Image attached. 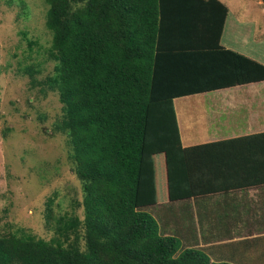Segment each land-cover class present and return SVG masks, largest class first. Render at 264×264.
<instances>
[{
	"label": "trees",
	"instance_id": "trees-1",
	"mask_svg": "<svg viewBox=\"0 0 264 264\" xmlns=\"http://www.w3.org/2000/svg\"><path fill=\"white\" fill-rule=\"evenodd\" d=\"M45 2L54 72L42 81L38 70L26 72L33 87L59 94L64 114L54 131L69 138L84 218H56L50 200L51 240L0 226V264H264V237L201 247L192 214L182 213L188 224L171 230L167 211L160 222L146 210L264 184V134L184 147L174 106L177 98L264 80L263 64L221 46L228 7Z\"/></svg>",
	"mask_w": 264,
	"mask_h": 264
},
{
	"label": "rangeland",
	"instance_id": "rangeland-1",
	"mask_svg": "<svg viewBox=\"0 0 264 264\" xmlns=\"http://www.w3.org/2000/svg\"><path fill=\"white\" fill-rule=\"evenodd\" d=\"M47 11L45 0H0V226L10 223L49 241L54 231L45 225L48 202L53 200L56 218L83 219L84 192L73 171L69 138L54 131L64 114L59 94L33 87L26 72L28 67L38 70V81L54 72ZM194 98L177 104L194 105ZM146 210L164 219L158 207ZM187 221L177 214L171 230Z\"/></svg>",
	"mask_w": 264,
	"mask_h": 264
},
{
	"label": "crops",
	"instance_id": "crops-1",
	"mask_svg": "<svg viewBox=\"0 0 264 264\" xmlns=\"http://www.w3.org/2000/svg\"><path fill=\"white\" fill-rule=\"evenodd\" d=\"M219 1L229 10L221 37L223 49L264 65V3ZM206 63L201 59V66ZM190 97H195V106L193 102L178 106L177 100ZM174 106L184 147L264 134V80L177 98ZM158 209L168 214L175 210L174 215L180 217L182 213L192 214L198 240L195 244L201 247L264 237V184L200 196L184 205L158 206ZM168 218L174 219L171 215Z\"/></svg>",
	"mask_w": 264,
	"mask_h": 264
}]
</instances>
